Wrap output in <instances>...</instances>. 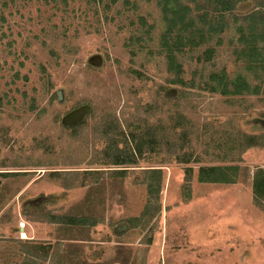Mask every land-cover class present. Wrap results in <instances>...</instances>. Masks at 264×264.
<instances>
[{
  "label": "rangeland",
  "instance_id": "rangeland-1",
  "mask_svg": "<svg viewBox=\"0 0 264 264\" xmlns=\"http://www.w3.org/2000/svg\"><path fill=\"white\" fill-rule=\"evenodd\" d=\"M177 1L175 83L164 0H0V264H264V0Z\"/></svg>",
  "mask_w": 264,
  "mask_h": 264
},
{
  "label": "trees",
  "instance_id": "trees-1",
  "mask_svg": "<svg viewBox=\"0 0 264 264\" xmlns=\"http://www.w3.org/2000/svg\"><path fill=\"white\" fill-rule=\"evenodd\" d=\"M241 1V0H239ZM165 5L162 7V11L164 14L165 21H168V28L165 29V32L161 35L160 40H163L165 43L164 45H161L160 47L166 52V56L168 59V64H167V70L171 73L174 74V79L175 83L178 82V80L182 81L180 79V73H181V65L175 61V56L173 54V46L170 47L168 45L167 40L170 38H174V40H178L182 37V29L178 28L176 31V34H174L172 37V33L174 32L175 29H173L172 26L176 24V21L179 20V24H184L183 18L185 17L184 14L189 12V7L187 5H178V1L174 0L175 5H170L168 3V0H164ZM238 2V1H237ZM233 3L232 6H230L228 9H234L236 6V3ZM259 5H256V8ZM186 12V13H185ZM141 20L144 21V18L141 17ZM241 31L242 29L239 28ZM251 32L247 31L248 34L252 36V41L250 40L248 44L246 43V36L242 35L241 38H239L241 43L247 44V47L242 48L239 52V55L247 58L246 62L249 65L250 69L251 68H261L262 71L264 72V45H259L257 42L258 39L263 41V35L261 34H255L254 31L250 30ZM254 33V34H253ZM246 34V33H242ZM258 35V37H256ZM248 36V35H247ZM258 40V41H260ZM177 44V42H176ZM177 46V45H176ZM172 65H174L172 67ZM225 75L218 76L214 75V81L217 82V87L214 88V90L219 89L220 93L225 96L229 95H240L242 92H248V93H257L260 90V87L258 85L255 86H250L247 84V82L244 80V78L241 75H237L235 78L231 80H227ZM226 79V80H225ZM179 81V82H180ZM131 139L133 140V135H131ZM133 153L130 154L129 156H122L120 155L119 157H116L112 161H107L105 160L104 163H111L114 165H120V164H133L135 158H132L133 156L139 154L141 156V149H137L132 151ZM137 152V153H136ZM127 166V165H126ZM237 166H227V165H211V166H202L198 168V173H197V179L199 182H218V183H230L234 182V177H233V171L236 170ZM145 170V169H144ZM150 170L149 173L153 176V178H156L160 181V176H161V169L160 168H151V169H146ZM117 171H120V173H124L127 171L126 168L123 169H118ZM159 184V183H158ZM149 187V186H148ZM151 188V187H150ZM253 191L254 194L257 196H262V192H264V170L262 168H258L254 175H253Z\"/></svg>",
  "mask_w": 264,
  "mask_h": 264
}]
</instances>
